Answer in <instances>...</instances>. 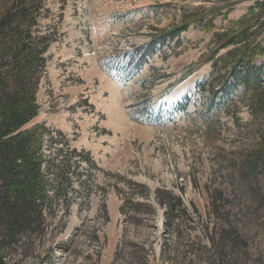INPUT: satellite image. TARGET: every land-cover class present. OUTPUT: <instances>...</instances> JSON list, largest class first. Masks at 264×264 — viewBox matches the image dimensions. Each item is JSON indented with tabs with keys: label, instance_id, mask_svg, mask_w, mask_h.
<instances>
[{
	"label": "rangeland",
	"instance_id": "1",
	"mask_svg": "<svg viewBox=\"0 0 264 264\" xmlns=\"http://www.w3.org/2000/svg\"><path fill=\"white\" fill-rule=\"evenodd\" d=\"M8 3L0 0V12ZM255 4L264 20V0L43 2L34 29L52 43L38 115L23 129L45 124L61 132L66 146H56L58 161L68 147L88 152L94 167L72 157L45 235L8 258L16 264H264V164L244 170L246 157L264 146V104L254 112L264 97V55L247 82L229 79L225 88L205 62L214 35ZM211 17V32L193 24ZM185 23L191 24L179 44L162 39ZM261 40L264 48V29ZM201 83L205 90L197 88ZM108 174L166 188L188 216L165 228L156 206L142 223L127 222Z\"/></svg>",
	"mask_w": 264,
	"mask_h": 264
},
{
	"label": "trees",
	"instance_id": "2",
	"mask_svg": "<svg viewBox=\"0 0 264 264\" xmlns=\"http://www.w3.org/2000/svg\"><path fill=\"white\" fill-rule=\"evenodd\" d=\"M44 1L9 0L0 12V264H16L12 256L8 258L9 254L22 253L33 238L42 239L45 235L48 220L55 215L54 202L64 194V186L67 187L74 164L72 157L78 156L81 163L94 167L88 152L83 155L68 147L64 159L58 161L60 150L56 146L65 145L61 132L52 131L45 124L23 129L38 115L37 93L48 61L46 53L52 43L49 37L36 35L38 31L34 29L38 27ZM257 8L262 13L261 5L255 4L211 40L213 49L205 62L212 65V77L216 73L222 75L218 77L223 80V88L229 79L235 83L247 82L249 71L256 68V60L264 55L262 40L258 41L264 20L261 14L257 15ZM212 21L213 17L205 23L203 19L195 20L193 24H202L204 31L211 32ZM190 24L169 29L162 39L179 44V36ZM146 48L151 54L153 45ZM141 58L137 69L142 64ZM206 85L201 83L197 88L205 90ZM263 104L264 97L258 98L254 112L262 111ZM263 151L264 146L246 157L245 171H254L261 161L264 164ZM109 176L114 179L111 186L122 202L119 212L127 222L142 223L145 216L155 214L156 206L163 209L165 228L188 216L181 199L166 188L150 190L123 176ZM53 179L57 180L56 185ZM63 205L68 204L63 201ZM120 253L119 248L115 257Z\"/></svg>",
	"mask_w": 264,
	"mask_h": 264
},
{
	"label": "bare ground",
	"instance_id": "3",
	"mask_svg": "<svg viewBox=\"0 0 264 264\" xmlns=\"http://www.w3.org/2000/svg\"><path fill=\"white\" fill-rule=\"evenodd\" d=\"M116 91V90H115ZM115 91H113L112 90V96H114L115 95ZM115 99H116V97H114ZM112 100H113V98H112ZM114 101V100H113ZM113 102L111 101V104H112ZM111 106V105H110ZM110 106H109V108H110ZM111 113V112H110Z\"/></svg>",
	"mask_w": 264,
	"mask_h": 264
}]
</instances>
